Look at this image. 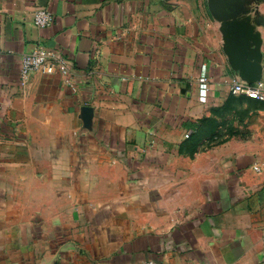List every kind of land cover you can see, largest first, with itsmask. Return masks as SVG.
Listing matches in <instances>:
<instances>
[{"label":"crops","instance_id":"obj_1","mask_svg":"<svg viewBox=\"0 0 264 264\" xmlns=\"http://www.w3.org/2000/svg\"><path fill=\"white\" fill-rule=\"evenodd\" d=\"M209 4L0 0V264H264V102ZM40 46L70 75L23 79Z\"/></svg>","mask_w":264,"mask_h":264},{"label":"water","instance_id":"obj_2","mask_svg":"<svg viewBox=\"0 0 264 264\" xmlns=\"http://www.w3.org/2000/svg\"><path fill=\"white\" fill-rule=\"evenodd\" d=\"M252 0H210V9L222 22L226 47L232 67L249 83L256 82L261 74L262 55L250 45L248 27L240 17Z\"/></svg>","mask_w":264,"mask_h":264},{"label":"built area","instance_id":"obj_3","mask_svg":"<svg viewBox=\"0 0 264 264\" xmlns=\"http://www.w3.org/2000/svg\"><path fill=\"white\" fill-rule=\"evenodd\" d=\"M52 18V13L48 9L38 8L34 13L33 22L36 26L43 28L52 21ZM58 68L65 75H70L71 73L66 60L54 49L40 46L24 54L21 63V76L23 79H27L33 72L53 74ZM232 92L234 94H244L264 102V81L258 80L254 83L234 81ZM143 264H157V262L148 260Z\"/></svg>","mask_w":264,"mask_h":264},{"label":"rangeland","instance_id":"obj_4","mask_svg":"<svg viewBox=\"0 0 264 264\" xmlns=\"http://www.w3.org/2000/svg\"><path fill=\"white\" fill-rule=\"evenodd\" d=\"M261 6H262L261 9L264 10V0H263V2H262V5H261Z\"/></svg>","mask_w":264,"mask_h":264}]
</instances>
